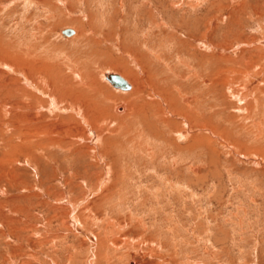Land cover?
<instances>
[{
    "label": "rangeland",
    "instance_id": "rangeland-1",
    "mask_svg": "<svg viewBox=\"0 0 264 264\" xmlns=\"http://www.w3.org/2000/svg\"><path fill=\"white\" fill-rule=\"evenodd\" d=\"M0 264H264V0H0Z\"/></svg>",
    "mask_w": 264,
    "mask_h": 264
},
{
    "label": "water",
    "instance_id": "water-1",
    "mask_svg": "<svg viewBox=\"0 0 264 264\" xmlns=\"http://www.w3.org/2000/svg\"><path fill=\"white\" fill-rule=\"evenodd\" d=\"M60 33L63 36H68L72 33V30L69 28H62L60 30ZM105 78L108 82H110L114 87H120L121 89H127L129 88L127 84L117 75L114 73H108L105 75Z\"/></svg>",
    "mask_w": 264,
    "mask_h": 264
},
{
    "label": "bare ground",
    "instance_id": "bare-ground-1",
    "mask_svg": "<svg viewBox=\"0 0 264 264\" xmlns=\"http://www.w3.org/2000/svg\"><path fill=\"white\" fill-rule=\"evenodd\" d=\"M66 28H69V29H71L72 30V33L71 34H69L68 36H63L62 34V36L63 37H67V38H69V37H71V36H73L77 31H76V29L74 30L73 28H70V27H66ZM108 73H114V74H117L124 82H125V84H127L128 85V87L129 88H127V89H121L120 87H114L110 82H109V84L112 86V87H114L115 89L117 88V89H120V90H123V91H127V90H130L131 89V83L128 81V80H126L124 77L125 76H123V74H119V73H116V72H106L105 74H104V76L106 75V74H108ZM103 76V75H102ZM104 78V77H103ZM106 79V78H105ZM103 80V79H102ZM132 91V90H131ZM117 92V91H116ZM118 92H120V91H118ZM194 94V93H193ZM54 95V94H53ZM52 99V98H51ZM52 104V103H51ZM125 107H124V105H121V106H119V108H117L118 109V111L120 110V109H124ZM80 112V111H79ZM82 114V113H81ZM81 116H83V115H81ZM75 224H76V222H75ZM74 224V225H75ZM77 229V228H76ZM133 261V260H132Z\"/></svg>",
    "mask_w": 264,
    "mask_h": 264
}]
</instances>
